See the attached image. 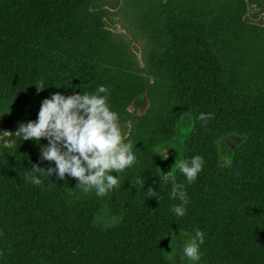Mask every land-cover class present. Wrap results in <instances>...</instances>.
Instances as JSON below:
<instances>
[{
    "label": "trees",
    "instance_id": "16d2710c",
    "mask_svg": "<svg viewBox=\"0 0 264 264\" xmlns=\"http://www.w3.org/2000/svg\"><path fill=\"white\" fill-rule=\"evenodd\" d=\"M93 1L0 0V115L35 121L52 93L70 96L103 85L90 54V40L101 29L89 18ZM174 28L155 56L172 102L157 124L167 141L181 115L193 121L186 159L200 155L204 166L191 184L179 171L175 175L188 196L186 215L170 212L179 201L169 198L170 178L153 176L154 163L121 181L118 224L97 228L99 207L78 198L74 178L61 181L54 173L42 174L41 186L25 181L47 143L28 140L22 151H0V264H172L163 250L167 234L193 235L196 228L205 234L197 264H264V93L250 96L234 81L202 27L183 22ZM41 80L48 88L38 93L34 86ZM200 113L212 118L197 120ZM225 134L245 142L221 169L213 143ZM39 166L47 170L54 162ZM138 176L144 189L135 185Z\"/></svg>",
    "mask_w": 264,
    "mask_h": 264
},
{
    "label": "rangeland",
    "instance_id": "374dc122",
    "mask_svg": "<svg viewBox=\"0 0 264 264\" xmlns=\"http://www.w3.org/2000/svg\"><path fill=\"white\" fill-rule=\"evenodd\" d=\"M88 12L91 21L101 23L99 36L90 40L93 64L100 75V82L108 89V102L118 113L125 140H132L134 151L138 150L136 163L117 174L118 185L106 195L98 197L94 190L87 194L77 191L79 199L92 200L99 207L94 216V226L107 229L117 225L121 218L123 202L119 187L126 176L138 173L140 169L143 171V168L148 170L155 163L154 177L169 179L161 178L160 171L166 174L171 170L175 177L178 172L173 167L176 159H186L187 149L193 147L190 116L179 117L172 125L167 141L157 124L172 102L170 81L165 74L158 72L155 56L162 53L169 42L171 30L183 22L202 27L200 30L207 34L209 44L234 81L243 84L250 96L262 95L264 0H94ZM7 109L2 106V110L7 112ZM4 116L0 115V151L24 150L27 141L21 140L19 134L14 135L18 121L10 116L7 120ZM244 142L245 138L236 134L217 138L213 143L217 166L221 169L229 167L234 153ZM162 143L172 147L166 161L155 156ZM111 174L116 175L115 172ZM181 233L179 243L192 236ZM172 234L180 238V232ZM171 242V235L163 241V250L170 262L167 255L172 251ZM177 243L174 241L172 247ZM176 259L179 264V257Z\"/></svg>",
    "mask_w": 264,
    "mask_h": 264
},
{
    "label": "clouds",
    "instance_id": "9594fccd",
    "mask_svg": "<svg viewBox=\"0 0 264 264\" xmlns=\"http://www.w3.org/2000/svg\"><path fill=\"white\" fill-rule=\"evenodd\" d=\"M34 87L38 93L48 88L42 80ZM211 118L212 113H200L196 117L205 122ZM16 134L20 135L21 140H33L37 144L41 139L47 141L46 145L40 146L38 163L33 164L25 175L26 182L37 186L42 185V174L51 177L55 173L61 181L67 175L77 181L76 189L85 194L94 190L95 195L101 197L118 185L117 174L131 168L137 160L138 150L134 151L132 140H125L118 113L111 109L108 89L103 85H98L94 92H74L70 96L52 93L41 101L37 119L20 122L14 135ZM169 148H172L170 144L162 143L157 147L155 156L166 161ZM43 162H54V167L45 170L39 166ZM203 166V157L194 155L190 159L177 158L173 167L191 184L203 170ZM113 172L116 173L115 176L111 174ZM160 176L170 178L169 198L179 201L170 207V212L177 217L185 216L188 196L184 184L176 182L172 170L166 174L160 171ZM135 185L144 189V179L136 177ZM147 192H151L159 201L163 198L153 188H148ZM169 235L172 237V251L167 256L172 264H177V257L179 264H197L205 234L196 228L191 238L183 243H179L181 231L179 239L171 232L167 234ZM174 241L178 243L172 247Z\"/></svg>",
    "mask_w": 264,
    "mask_h": 264
}]
</instances>
